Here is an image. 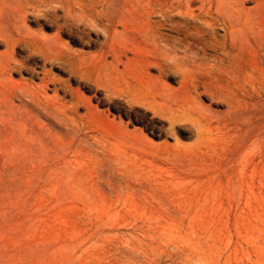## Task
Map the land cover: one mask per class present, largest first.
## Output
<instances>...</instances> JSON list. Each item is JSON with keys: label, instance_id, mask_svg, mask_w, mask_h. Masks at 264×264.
Wrapping results in <instances>:
<instances>
[{"label": "rangeland", "instance_id": "1", "mask_svg": "<svg viewBox=\"0 0 264 264\" xmlns=\"http://www.w3.org/2000/svg\"><path fill=\"white\" fill-rule=\"evenodd\" d=\"M4 67L0 264H264V0H0Z\"/></svg>", "mask_w": 264, "mask_h": 264}, {"label": "bare ground", "instance_id": "2", "mask_svg": "<svg viewBox=\"0 0 264 264\" xmlns=\"http://www.w3.org/2000/svg\"><path fill=\"white\" fill-rule=\"evenodd\" d=\"M151 2H152V0H151ZM174 11H175V8L173 7L172 4L164 6L162 4L155 3L152 5H150V4H131V5L124 4L121 6L107 5L106 10L103 12H105L104 13V15L106 14L105 17L111 23H116V25L120 24L122 27L130 29L131 33L133 34L132 42H133V45L135 48L139 49V48H143L145 46H149L150 49L153 48V50L156 51V54L158 57L163 58V64L168 65L167 69H168V67L179 68L178 71H179L180 77H181L179 84H180V86H182L187 82V77H189V75L185 71L186 68L184 69V64L182 66L181 62L183 60L181 62L177 61L176 50H177V46L179 45L180 41L176 36H174L172 34L162 33L161 32L162 31V25L158 21L152 20V18H154V14H160V17L162 18V20H166V21L168 20L169 32L175 34L176 28H175V23L173 22ZM123 13H128L132 22L126 21L123 18V15H122ZM95 14H97V13H95ZM208 14L209 13H207V15ZM116 32L117 31L115 30L114 33H116ZM185 34H186V32H185ZM177 35H179V34H177ZM182 35H183V33H182ZM184 46L186 49H188V48H190V43H185ZM195 56H197V55H195ZM179 60H181V59H179ZM198 60H200V62H202L203 58L198 57ZM152 64H149V65L152 66ZM154 65L159 67L160 63L156 62ZM199 66H200V64L197 65V67H199ZM159 69H160V67H159ZM159 72H161V71H159ZM0 73H2V75L6 74V67L1 68ZM160 76H161V74H160ZM161 86H165V85H163V83H162ZM163 88H165V87H163Z\"/></svg>", "mask_w": 264, "mask_h": 264}]
</instances>
